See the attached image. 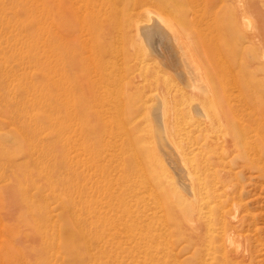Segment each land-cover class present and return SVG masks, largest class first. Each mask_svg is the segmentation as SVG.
Listing matches in <instances>:
<instances>
[{
    "label": "rangeland",
    "instance_id": "374dc122",
    "mask_svg": "<svg viewBox=\"0 0 264 264\" xmlns=\"http://www.w3.org/2000/svg\"><path fill=\"white\" fill-rule=\"evenodd\" d=\"M245 2L247 14L241 15L236 0H0V264H202L196 246H188L174 224L179 209H186L193 199L187 168L193 176L208 179L201 163L204 156L212 160L206 148L189 155L187 166L178 160L177 153L192 142L203 143L193 125L195 114L196 119L200 115L191 111L195 117L190 119L182 93L187 88L196 99L200 92L203 100L208 97L206 81L220 88L218 79L229 92L234 89L229 70L219 71L214 58L215 73L206 69L211 61L203 51L215 15L223 20L228 36L223 54L240 80L251 84L252 116L264 117V0ZM145 4L156 13L169 11L187 25L183 29L191 40L184 46L185 57L173 51L178 67L153 50L167 41L155 15L146 18L152 26L149 35L128 33V16ZM233 14L239 17L240 28L257 30L235 48ZM119 32L123 34L118 36ZM106 34L109 42H104ZM137 59L151 65L145 79L132 78L123 89L110 82L111 72L133 75ZM192 81L198 91L187 87ZM144 84L149 85L143 87L142 97L147 109L138 108L133 124L123 123L128 96ZM242 93L249 90L243 88ZM160 97L170 105L166 126L153 116ZM110 103L118 107L112 114L106 112ZM226 133L222 128L211 134L219 142L215 160L227 164L229 186L241 199V214L246 215L244 207L250 212L244 224L246 254L252 264H264V172L258 169V156L254 168L225 152ZM128 135L136 139L139 163ZM261 154L264 157L263 149ZM162 162L177 182L176 189L161 177ZM214 242L213 248L219 250L222 241ZM240 244L244 246L245 240Z\"/></svg>",
    "mask_w": 264,
    "mask_h": 264
},
{
    "label": "bare ground",
    "instance_id": "6f19581e",
    "mask_svg": "<svg viewBox=\"0 0 264 264\" xmlns=\"http://www.w3.org/2000/svg\"><path fill=\"white\" fill-rule=\"evenodd\" d=\"M143 1H147V0H143ZM242 1L244 2L243 4L240 3ZM245 1H247V0H245ZM245 1L244 0H241V1L236 0V4H239V7H237V8H238L239 12L241 11V15H243L245 13L247 14L246 11L248 9L247 8L248 4ZM172 7L174 8V6H171V8ZM235 7H236V5H235ZM235 7H234V9H235ZM232 11L236 12V15L238 16L236 9L232 10ZM152 15L156 16V18L159 22L158 24L161 28L160 30H162V33L161 32L160 33L162 35H164L166 37V40H167L166 45L163 44L164 46H161L158 43L155 48L153 46V50L155 52H156V50L159 51L161 53V55H163V58L165 59L166 63H168L171 66L173 65V66L178 67L179 61L177 60L176 56L174 55V52L177 51V53L179 54V56L181 58L185 57V55L183 54L184 46L187 44H190L189 40H191L190 39L191 37H189V35L187 36L189 31L187 34L185 32L187 30V28L185 26H187V25L184 26V22H183L184 20H182V18H180V19L176 18L169 11L168 12H162V13H156L155 11L150 9L148 7V5L146 6V4L145 5H138V6L134 7L133 12L128 16V33L137 31V32H140L142 35L143 34L149 35L148 31L150 30V28L152 26H149L147 24L149 19H146V18L151 17ZM191 15H193V14H191ZM236 15L233 14V16L230 18V28L234 31V33H236V35H235L236 36L235 37L236 42H235V44L231 43L233 48L240 46V44H238L239 41H241V40L243 41L246 38H252L253 36H255V34L257 32V30L253 31V29H251V31H248V30H245L243 27L240 28L239 25L242 23L239 22V19H238L239 17H237ZM191 20L193 21L192 16H191ZM102 26L105 27L106 25L104 24ZM156 27H158V25ZM184 27L186 28V30L183 29ZM182 29L184 30L185 33L183 32ZM155 30L156 29H154V31ZM224 30H225V27H224L223 20H222V22L220 20H216V16L214 15L213 23H212V29H209V34H207L206 47L203 45L206 48V49H204L206 51V53H205V51H203V52H204V54H206V59L208 61H211V62H209L210 66L209 67L206 66L208 73H211V70L213 69L212 68L213 58H214L215 63L220 67L219 71L223 72L224 68H227L229 70L230 75L233 77V80H232V84H233L232 88H234L233 91L229 92L228 89H225V83L222 81V79H218V83L220 85V88H218L215 85V82L213 83V82H210L208 80V81H206V86L208 89L206 94L208 95V97L205 98V96H204L203 98H205L206 100L205 99L200 100L199 99V97H200L199 93L200 92L197 93L198 99L197 98L194 99V97H196V95L191 94V92H190V94H191L190 95L188 91H187L188 92V94H187V92H186L187 88H186V90L183 89L186 86L183 87V86H180V84L178 85V87L179 86L181 88L183 87L182 89L185 90L184 91L185 93H182V94H184V97L187 98V99H185V101L186 100L187 101H186V103L184 102L185 103L184 105H185L186 109L188 110L190 119L193 120V118L195 116L197 118L196 114H195V116H193L194 113H197L198 117L200 115V117L198 119L195 118L193 120L194 121L193 125H194V127H196V129L199 133L198 138H201L203 143H199V142L197 143L196 142L197 140H195L196 143L195 142H192L191 144L187 143L190 145L187 146L185 150H183L181 152H179L180 150L178 151V149L176 150L177 152L180 153V154L177 153V155H178L177 157H179V159L177 157L176 158L178 160H180L181 163L184 162L183 164L186 165L187 163L190 162V159H191L189 157V155L194 154L195 151H197L198 154H200L201 151L204 148H206L208 153L212 154V160H208V158H204L205 157L204 156L203 157L204 162L201 163V167L206 172V176H208V179L193 176V174H195V173H193L191 170L188 171V168H187L186 171L189 174V176H188L189 179L188 178L187 179L189 180V182L185 181V183L186 182L189 183L187 185L189 186V189L191 192L190 194L192 195L193 199L190 201V204L188 205V207L186 209H179V212L176 213V215L174 217V224L180 233L185 234L188 246H190V245L196 246L198 255L202 257V261H201L202 264H252L253 258H251L248 254H246V250H248V248H249V246L247 244L248 243V235H246L244 233V224L246 223V218L250 214V212L248 213L247 208L244 207L243 211L246 212V215L241 214L242 208H241V204H239V201L241 199H237L238 198V196L236 195L238 193V192H236L237 190L232 188V185L229 186V183L232 180V175L226 170L227 164L225 165V164H222L220 161L215 160V154L217 155L216 146H217V143L219 144V142L217 141L218 139H214V137L211 136V134L212 133L217 134L221 131L222 128H226L227 133H226V137L223 140V142H225V146L224 145L223 146L226 147V148H224L225 152L228 155L234 153V155L237 158H241V160L246 161V163L251 165V167L255 168L256 165L261 164V166L258 165V169L261 170L262 172H264V157L261 154V149L264 150V117L256 120L255 117L252 116L251 111H252L253 106H252V95H251L252 87H251V84L248 81H241L240 80L239 74L236 73L234 71V69H232L233 67L230 65V59L229 58L227 59V56L223 54L222 44H223V41L224 40L227 41V38H228V36H226V33L224 32ZM254 32H255V34H254ZM157 33H158V31H157ZM122 34H123V32H119L118 36H120ZM191 34H193V33H191ZM164 36H162V38ZM194 36H193V38H194ZM257 36H259V34H257ZM156 38L158 39L159 36H157ZM139 39L142 40V37H140ZM112 40H113V36H112ZM105 41H108V42L110 41L109 34L105 35L104 42ZM164 41L162 40V42H164ZM199 41H200V39H199ZM201 41H202V39H201ZM201 41L198 43L200 47H202ZM195 42H196V40H195ZM195 44H196V46H195ZM195 44H193V46H194L193 48L197 47V43H195ZM150 47H152L151 44H150ZM185 47H188V46H185ZM143 48H144V46H143ZM198 48H197V51H198ZM144 50L146 51L145 48H144ZM187 50H189V48L186 49V51ZM190 51H194V50L192 48H190ZM190 51H188V52H190ZM159 52H158V54H159ZM191 53H194V52H191ZM142 54H144L143 57H146V53L143 52ZM188 54H190V53H188ZM150 55H151V53H150ZM186 55H187V53H186ZM187 56H189V55H187ZM159 57H161V56H159ZM195 57H197V56H195ZM147 58L149 59V57H147ZM147 58L145 60H147ZM154 59H155V57H154ZM186 59H187V57H186ZM191 59H192V56H191ZM197 59H198V57H197ZM122 60L125 64H128V60L126 57H122ZM149 60H150V63L152 64L151 59H149ZM183 60H185V58ZM194 61L196 62L195 59H194ZM136 62H137L136 64L138 66V69L136 70V72L134 71L133 75H131L132 74L131 72L129 74L130 75L129 77L127 76V74L125 72H122L120 74H117L116 72H111L110 76H108V78H110V82L112 81L111 83H113L114 85L119 86L120 88L123 89V88H125V86H128L131 83L132 78L143 77L145 79L147 77V73L150 71L151 65L149 63H146L144 60H138L137 59ZM155 62L153 63L154 66H156L158 64V63H156V65H155ZM211 63H212V65H211ZM107 64H109V61L107 62ZM217 65L215 66L216 69H217ZM198 66H200V65H198ZM158 67H160V66H158ZM160 68H158L159 73L161 72ZM215 68L212 70L213 72H214V70H216ZM196 69H198V67L195 68V70ZM162 70H164V68ZM207 70H205V71L207 72ZM170 73L165 74V75L168 76ZM198 73H195V75ZM234 73L238 76H236ZM185 74L187 75V73H185ZM219 74H220V72H219ZM171 76L169 75L168 77H171ZM177 76L175 78H177ZM198 76H200V73L198 74ZM172 77L174 78V76H172ZM215 77H216V79L218 78L217 74L215 75ZM173 78H171L172 82H173ZM127 79H129V80H127ZM216 79H214V80H216ZM174 80L176 81V79H174ZM178 80H179V78H178ZM194 80H196V79H194ZM186 82H187V80H186ZM186 82H185V84H186ZM175 85H176V82H175ZM145 86H149V85L148 84L142 85L141 87H139L137 90H135L132 93L133 95L128 96L127 104H126L127 109L124 111V114L127 118H125V116L122 115V122L123 123L126 124V122H128V123L133 124L134 120L137 117L138 108H142L145 110L147 109L146 101L142 100V97L144 94L143 93L144 92L143 87H145ZM189 86L191 88V89L189 88V90H192V92L196 91V90L198 91V87L193 83V81L190 82L189 85L187 84V87H189ZM111 87H113V85ZM243 88H247V90H249V93H246V94L242 93ZM183 90H182V92H183ZM177 91H178V89H177ZM234 92H236L237 94L235 95ZM186 96H188V97H186ZM102 97H104V96H101L100 98H102ZM170 98H171V96H170ZM190 100H193V101L190 102ZM100 103H101V101H100ZM104 104H106V103H104ZM107 106H106V108H108ZM112 108L115 110L118 109V107L116 105L111 106V103H110L109 108L106 110V112L107 113L109 112L110 114H112ZM169 108H170V105H169V102L166 101V98L160 97L158 106L153 108V116H154L155 121H156V119L162 120V124L163 123L165 124V125L163 124V126H166L167 118L169 115L168 110H170ZM191 111H194V113H191ZM82 113H83V111H82ZM106 120H107V118H106ZM104 124H106V122ZM184 128H186V127H184ZM107 131H109V130H107ZM118 134L121 135L120 132H118ZM117 137L115 136V138H117ZM128 138H129V142H128V140H126V142H128L129 146L131 147V150L133 153V158L135 157L136 162L139 163L140 162V153H139V148L137 147V144H136V139H134L131 135H128ZM188 139L189 138H187V140ZM123 141H121V145H120L122 147L125 146V141L124 142ZM188 142H190V141H188ZM167 146L168 145H166V147ZM173 146H175V145H173ZM122 149L123 148H121V150ZM163 150H164V148H163ZM186 150H187V152H186ZM120 153H122V152H120ZM167 153H166V155H169V153L168 154ZM172 153H174V152L172 151ZM219 154H221V153L219 152ZM206 155H208V154H206ZM171 156H172V154H171ZM254 156H258V158H259L258 164L256 163ZM173 157L175 158L174 155H173ZM170 159L172 160L173 158H170ZM200 159H201V157H200ZM221 160H222V158H221ZM167 161H169V160H167ZM175 161H173V162H175ZM175 163H174V165H175ZM176 164L178 165V163H176ZM171 165H173V164H171ZM186 166H185V169H186ZM163 167H164V163L162 162L161 163V169H162L161 174L163 176H161V177H163L165 179V182L167 183L168 187L176 189L177 188V186H176L177 182L175 181L173 175L172 174L168 175L166 173V171L163 169ZM191 167H193V166H191ZM139 168L140 167L137 166L138 170H139ZM181 170H184V169H181ZM179 172L182 173L181 171H178L177 174L179 176L180 175L182 176V174H179ZM194 172H196V171H194ZM191 175L193 177H191ZM185 176H187V175H185ZM182 182H184L183 179H182L181 183ZM185 189H186V187H185ZM220 190H221V192H220ZM235 192H236V194H235ZM191 195H189V196H191ZM167 228H169V227L167 226ZM214 239L222 241V244L217 247L219 250H216V248L214 249L212 246L213 244H215V245L217 244L214 242ZM242 239L245 240V242H246V244H244V246L240 244V240H242ZM237 241H239L238 245L236 244ZM231 248L233 249V251H231ZM242 248H244V251H242ZM217 253H219L218 256L216 255ZM204 256H205V258H204ZM206 257H208V258L213 257V259L216 261L213 260V261L209 262L208 258H206Z\"/></svg>",
    "mask_w": 264,
    "mask_h": 264
}]
</instances>
